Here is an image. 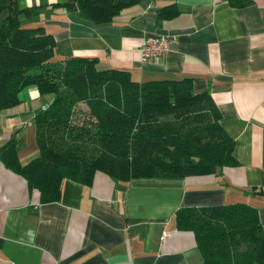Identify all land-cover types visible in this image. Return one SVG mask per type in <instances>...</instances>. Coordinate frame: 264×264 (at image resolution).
I'll use <instances>...</instances> for the list:
<instances>
[{
    "label": "crops",
    "instance_id": "1",
    "mask_svg": "<svg viewBox=\"0 0 264 264\" xmlns=\"http://www.w3.org/2000/svg\"><path fill=\"white\" fill-rule=\"evenodd\" d=\"M15 2L43 9L21 20L53 37L56 60L96 59L97 71L125 70L138 83L191 79L192 93L218 108L236 165L181 180L119 182L96 172L90 186L65 180L58 202L41 203L0 161V264H203L193 234L176 229L181 207L246 204L264 231V0H141L101 26L60 7L72 0ZM169 5L180 14L157 21ZM153 35L170 39V51L143 62L138 48ZM18 99L0 111V147L14 139L26 165L38 156L34 116L51 96L31 87Z\"/></svg>",
    "mask_w": 264,
    "mask_h": 264
},
{
    "label": "trees",
    "instance_id": "2",
    "mask_svg": "<svg viewBox=\"0 0 264 264\" xmlns=\"http://www.w3.org/2000/svg\"><path fill=\"white\" fill-rule=\"evenodd\" d=\"M140 1L72 0L60 7L101 26ZM42 10L0 0V14L7 12L0 21V111L18 106L25 88L51 96L33 119L38 156L21 165L12 139L0 147V161L38 191L41 203L58 202L65 180L90 186L96 172L119 182L181 180L236 165L218 108L207 93H192L191 79L138 83L125 70L97 71L96 59L56 60L53 37L21 20H36ZM179 14L169 5L156 20ZM175 226L193 234L203 264H264V231L246 204L181 207Z\"/></svg>",
    "mask_w": 264,
    "mask_h": 264
},
{
    "label": "built area",
    "instance_id": "3",
    "mask_svg": "<svg viewBox=\"0 0 264 264\" xmlns=\"http://www.w3.org/2000/svg\"><path fill=\"white\" fill-rule=\"evenodd\" d=\"M171 48V41L163 35H153L145 38L138 48L139 59L143 62L164 57Z\"/></svg>",
    "mask_w": 264,
    "mask_h": 264
},
{
    "label": "rangeland",
    "instance_id": "4",
    "mask_svg": "<svg viewBox=\"0 0 264 264\" xmlns=\"http://www.w3.org/2000/svg\"><path fill=\"white\" fill-rule=\"evenodd\" d=\"M24 28H33L34 26L32 25V26H26V24H24V26H23Z\"/></svg>",
    "mask_w": 264,
    "mask_h": 264
},
{
    "label": "water",
    "instance_id": "5",
    "mask_svg": "<svg viewBox=\"0 0 264 264\" xmlns=\"http://www.w3.org/2000/svg\"><path fill=\"white\" fill-rule=\"evenodd\" d=\"M219 171H220V168L219 167L216 168V173H219Z\"/></svg>",
    "mask_w": 264,
    "mask_h": 264
}]
</instances>
